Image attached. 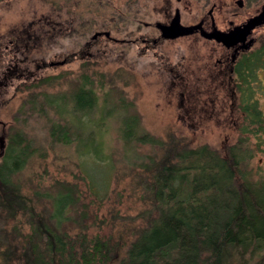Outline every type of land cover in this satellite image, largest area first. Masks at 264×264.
Listing matches in <instances>:
<instances>
[{"label":"rangeland","instance_id":"374dc122","mask_svg":"<svg viewBox=\"0 0 264 264\" xmlns=\"http://www.w3.org/2000/svg\"><path fill=\"white\" fill-rule=\"evenodd\" d=\"M152 1L0 0V136L10 148L20 134L27 154L13 181L44 217L58 193H69L73 205L62 229L71 236L100 234L118 253L145 225L137 215L151 208L146 171L166 153L158 145L122 140L125 118L136 117L139 132L171 146L208 145L224 153L239 136L235 94L222 77L211 78L222 50L196 37L147 52L128 42L144 30L138 17H164L170 0ZM105 31L110 38H92ZM263 41L264 31L252 50ZM67 55L62 66H44ZM82 86L93 91L95 102L81 112L73 108V94ZM42 94L56 104L41 103ZM56 124L67 126L68 144L52 140L49 127ZM244 144L256 149L253 137ZM248 166L255 177L264 175V146ZM1 241V264H10L12 239Z\"/></svg>","mask_w":264,"mask_h":264},{"label":"trees","instance_id":"16d2710c","mask_svg":"<svg viewBox=\"0 0 264 264\" xmlns=\"http://www.w3.org/2000/svg\"><path fill=\"white\" fill-rule=\"evenodd\" d=\"M233 84L241 121L236 143L224 153L208 145H167L139 132L136 117L123 120L122 140L166 150L148 166L143 188L151 208L137 215L145 225L123 253L100 234L71 236L62 229L63 214L73 205L69 193H58L49 215L37 212L13 181L27 155L21 135L14 136L0 157V244L12 239L10 264H264V175L255 177L248 166L264 146V42L238 57ZM73 100V108L82 112L93 108L95 97L82 86ZM49 130L53 141L70 142L67 126ZM250 137L256 139L254 150L244 144Z\"/></svg>","mask_w":264,"mask_h":264},{"label":"flooded vegetation","instance_id":"af4514ba","mask_svg":"<svg viewBox=\"0 0 264 264\" xmlns=\"http://www.w3.org/2000/svg\"><path fill=\"white\" fill-rule=\"evenodd\" d=\"M152 2H154V0ZM191 6L198 7L199 11L195 12L190 10ZM263 8L264 0H170L168 10L166 9L164 11L165 14L163 15V18H150L143 20L138 17V24L139 26H142L144 30L142 31L139 28L137 30L138 35L134 39H128V42L130 44H139L141 47H139L138 50L142 52L155 51L156 46L158 45L166 42H174L182 38L196 37L198 43L200 39L206 43L214 45L215 48L222 50V55L220 58L214 60L215 64L212 66L214 71L211 78L214 79L215 76L222 77V79L226 81L229 93L234 95L233 66L242 53L251 52L253 47L258 43L262 31H264V23L252 28L243 40H239L230 47H226L221 42H217L213 38H210L209 35L212 34L215 29L229 32L237 26H242L250 18L260 14L263 11ZM176 11L179 13V19L182 25H198V28L188 35L176 38H165L162 36L158 24H169ZM51 13L53 16L54 13L57 14L56 9L53 8ZM53 27L56 28L54 24ZM96 33L100 34L95 38L104 35V32ZM40 35L41 33L39 30L35 32V36L40 38ZM107 38H110V35ZM124 42L125 41L122 40V43ZM73 53L74 51L71 52L69 56H72ZM69 56H64L60 60H46L44 61V66H47V64L51 67L62 66L69 62ZM54 57L57 58L58 54L55 53ZM41 96L42 100H40V102L44 105L56 104L57 102L55 97H48L47 94H42ZM44 97H46V99ZM0 125L1 127H5V123L1 120Z\"/></svg>","mask_w":264,"mask_h":264},{"label":"water","instance_id":"95a60500","mask_svg":"<svg viewBox=\"0 0 264 264\" xmlns=\"http://www.w3.org/2000/svg\"><path fill=\"white\" fill-rule=\"evenodd\" d=\"M264 23V8L263 11L250 18L245 24L242 26H237L233 30L229 32H223L215 29L212 34L209 35L210 38H213L217 42H221L226 47L233 46L239 40H243L245 36L250 32L252 28L257 25ZM158 27L161 30L162 36L165 38H176L179 36H184L192 33L195 29L198 28V25L185 26L180 23L179 13L176 11L174 17L170 21L169 24H158ZM100 33H96L93 35L95 38ZM104 36H109V32H104ZM4 148V140L3 137L0 136V156L3 153Z\"/></svg>","mask_w":264,"mask_h":264}]
</instances>
